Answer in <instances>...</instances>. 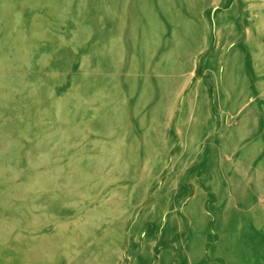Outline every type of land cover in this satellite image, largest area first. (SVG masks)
I'll list each match as a JSON object with an SVG mask.
<instances>
[{
  "label": "rangeland",
  "instance_id": "1",
  "mask_svg": "<svg viewBox=\"0 0 264 264\" xmlns=\"http://www.w3.org/2000/svg\"><path fill=\"white\" fill-rule=\"evenodd\" d=\"M0 264H264V0H0Z\"/></svg>",
  "mask_w": 264,
  "mask_h": 264
}]
</instances>
